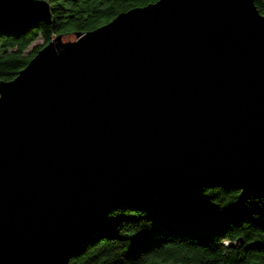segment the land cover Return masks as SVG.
Returning a JSON list of instances; mask_svg holds the SVG:
<instances>
[{
	"label": "water",
	"instance_id": "obj_1",
	"mask_svg": "<svg viewBox=\"0 0 264 264\" xmlns=\"http://www.w3.org/2000/svg\"><path fill=\"white\" fill-rule=\"evenodd\" d=\"M0 20L50 23L48 3L0 0ZM209 187L264 188L252 0L131 7L0 80V264H68L115 207Z\"/></svg>",
	"mask_w": 264,
	"mask_h": 264
},
{
	"label": "trees",
	"instance_id": "obj_2",
	"mask_svg": "<svg viewBox=\"0 0 264 264\" xmlns=\"http://www.w3.org/2000/svg\"><path fill=\"white\" fill-rule=\"evenodd\" d=\"M45 1L50 23L0 20V80L11 79L50 37L93 29L155 0ZM252 2L264 14V0ZM36 38L42 43L23 53ZM238 195L209 187L181 200L150 196L117 206L68 264H264V188Z\"/></svg>",
	"mask_w": 264,
	"mask_h": 264
},
{
	"label": "rangeland",
	"instance_id": "obj_3",
	"mask_svg": "<svg viewBox=\"0 0 264 264\" xmlns=\"http://www.w3.org/2000/svg\"><path fill=\"white\" fill-rule=\"evenodd\" d=\"M42 43L41 39L40 38H36L34 41H32L27 47L26 49L23 51V53H27L30 48L34 45H40Z\"/></svg>",
	"mask_w": 264,
	"mask_h": 264
}]
</instances>
